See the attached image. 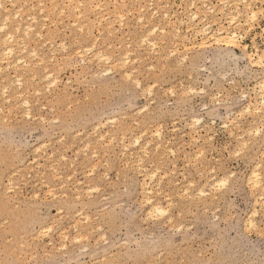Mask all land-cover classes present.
<instances>
[{
    "label": "rangeland",
    "instance_id": "rangeland-1",
    "mask_svg": "<svg viewBox=\"0 0 264 264\" xmlns=\"http://www.w3.org/2000/svg\"><path fill=\"white\" fill-rule=\"evenodd\" d=\"M191 1L0 0V264H264V0Z\"/></svg>",
    "mask_w": 264,
    "mask_h": 264
},
{
    "label": "bare ground",
    "instance_id": "bare-ground-1",
    "mask_svg": "<svg viewBox=\"0 0 264 264\" xmlns=\"http://www.w3.org/2000/svg\"><path fill=\"white\" fill-rule=\"evenodd\" d=\"M201 2H202V5H203V7L205 6L209 11L210 10H212V8H208L207 7V4H206V0H200ZM219 1V0H218ZM223 1V0H222ZM222 1H220V2H222ZM244 4H245V6H244V8H248V6H249V4H248V0H241ZM196 2H197V0H192L191 1V7L193 6L194 8L196 7L195 5H196ZM236 2V1H235ZM239 2V1H238ZM254 2H255V0H254ZM224 3V2H223ZM227 3V2H226ZM232 3V2H231ZM234 3V2H233ZM249 3H250V1H249ZM234 4H236V3H234ZM13 5V4H12ZM224 5V4H223ZM230 5V4H229ZM236 6V5H235ZM234 6V7H235ZM215 7V6H214ZM225 7V6H224ZM223 7V8H224ZM74 8V7H73ZM97 8V7H96ZM236 8V7H235ZM1 9V8H0ZM93 9V8H92ZM5 10V9H4ZM140 10V9H139ZM143 10V9H142ZM189 10H190V8H189ZM207 10V11H208ZM214 10V9H213ZM211 11V13L212 12H214V11ZM225 10V9H224ZM248 16L250 17V21L251 20H253V18L255 17V14H256V12L255 11H251V9L250 8H248ZM254 10V9H253ZM19 11V10H18ZM202 11V10H201ZM6 12V11H5ZM230 13H226V14H224V17L226 16V18H225V21H226V27L225 26H221L220 24H219V26L215 29V30H210V26L211 25H207V24H204V25H201L202 27H201V29L200 30H198V31H196L195 33L196 34H199L202 38H201V42H199V43H201V44H199V47H200V45L201 46H206L209 42H208V40H210L211 42L213 41L216 45H223V46H225L226 48H236L237 47V40H238V37L240 36V35H238V33H237V28H238V17H239V14H240V12L238 11V7H237V10H236V12H231V10L229 11ZM16 13V12H15ZM190 13V12H189ZM93 14V13H92ZM202 14H204L205 15V13H202ZM245 14V13H244ZM153 15V14H152ZM3 16V15H2ZM7 16L8 15H6V19H7ZM164 17H166L167 16V13H166V16H165V14L163 15ZM247 16V17H248ZM9 17V16H8ZM5 18H4V21H7V20H5ZM15 18V17H14ZM142 18V17H141ZM198 18V14H197V12H192L191 13V15L189 16V20L191 21V23H194L193 21H195L196 19ZM203 18H204V16H203ZM218 18V17H217ZM142 20V19H141ZM141 20H140V22H141ZM3 21V22H4ZM100 21V20H99ZM224 21V20H223ZM2 22V21H1ZM9 22V21H8ZM188 22V21H187ZM206 22H207V20H206ZM182 23V22H181ZM210 24H211V22H209ZM208 23V24H209ZM213 24V23H212ZM246 24V23H245ZM27 25H29V24H27ZM180 25V24H179ZM194 25V24H193ZM228 25V26H227ZM20 26V25H19ZM148 26V25H147ZM152 26V25H151ZM4 27H5V25H4ZM27 27V26H26ZM26 27H25V29H26ZM31 27V26H30ZM153 27H155V28H157L156 27V25L155 26H153ZM190 27V26H189ZM188 27V28H189ZM1 28H2V31H3V29H6V28H3V26L1 27L0 26V31H1ZM24 28V27H23ZM155 28L154 29H151V30H153V32H154V30H155ZM191 28V27H190ZM189 28V29H190ZM16 29V31H19L18 30V27L17 28H15ZM172 29V28H171ZM21 30V29H20ZM26 30H31L29 27H27V29ZM26 30L25 31H23V32H25L24 34L26 35ZM151 30H150V32H151ZM188 30V29H187ZM186 31V30H185ZM195 31V30H194ZM4 32H5V30H4ZM31 32V31H30ZM37 32H39V31H37ZM149 32V33H150ZM10 33V32H9ZM8 33V34H9ZM162 33V32H161ZM7 34V37H5V39L7 38L8 39V41H10L9 39L11 38V37H13V36H10V34L8 35ZM22 34V33H21ZM37 34V33H36ZM150 34H152V33H150ZM11 35H13L12 33H11ZM28 35V34H27ZM146 35V34H145ZM173 35V34H172ZM175 35H176V33H175ZM8 36H10V38H8ZM193 37H194V35H192ZM26 38H28V37H30V36H25ZM176 37V36H175ZM174 37V38H175ZM184 37V36H183ZM240 38V37H239ZM5 39H4V41H5ZM12 39L13 38H11V41H12ZM24 39V38H23ZM3 40V39H2ZM7 41V42H8ZM22 41L23 40H21L20 42H21V44H22ZM141 41V40H140ZM3 42V41H2ZM142 42L145 44L146 43V45H148V43L150 44V42H149V40H148V36L146 35V36H144L143 37V39H142ZM153 43V42H152ZM4 44H6V43H3V45ZM17 44V43H16ZM211 44V43H210ZM156 45V44H155ZM155 45H153L154 47H157V46H155ZM194 45V44H193ZM26 46V45H25ZM192 46V45H191ZM3 47V46H2ZM6 47V46H5ZM93 47V46H92ZM245 48V47H244ZM89 49V48H88ZM90 49H91V47H90ZM149 49V48H148ZM153 49V48H152ZM33 50V49H32ZM164 50V49H163ZM170 50V49H169ZM172 50V49H171ZM176 50V49H175ZM23 51H25V50H23ZM22 51V52H23ZM173 51V50H172ZM2 53H4L6 56H12L13 55V50L11 49V48H9V47H6L4 50H2L1 51ZM172 53V52H171ZM171 53H169V54H171ZM32 55L34 54V52L33 53H31ZM131 54V53H130ZM243 54L244 55H246V57L250 60V61H252V62H255V60L257 61V63H255L256 65H258L259 66V64H262V60H263V58H261L262 56H259L258 54H255L254 56H256V58L254 59L253 58V55H250V54H247V52L245 51V50H243ZM1 55V54H0ZM17 55V54H16ZM15 55V56H16ZM20 55V54H19ZM28 55V54H27ZM30 55V54H29ZM28 55V56H29ZM125 56L124 57H122V59H120L119 61L122 63V64H125V63H127L128 62V60H129V56L127 55V54H124ZM80 56H82V55H80ZM166 56V55H165ZM30 57V56H29ZM35 57H36V55H35ZM105 57V54L104 53H102V52H97L96 54H95V58H97V60L98 61H108L109 59L108 58H105V59H103ZM164 57V56H163ZM169 57V56H168ZM2 58V57H1ZM22 58V57H21ZM24 58V57H23ZM33 58V57H32ZM38 58V57H37ZM121 58V57H120ZM7 59V58H6ZM35 59V58H34ZM93 59V58H92ZM182 59H184V58H182ZM9 59H7V61H8ZM23 60V59H22ZM21 60V61H22ZM96 60V61H97ZM248 60V61H249ZM3 61V60H2ZM11 61V60H10ZM40 61V60H39ZM42 61V60H41ZM250 61H249V63H250ZM264 61V60H263ZM9 62V61H8ZM7 62V63H8ZM18 62V61H17ZM20 62V61H19ZM82 62V61H81ZM1 63V62H0ZM13 63H15V62H13ZM16 64V63H15ZM23 64V63H22ZM116 64V63H115ZM118 64V63H117ZM250 64H252V63H250ZM19 65V64H18ZM29 65V64H28ZM254 65V64H253ZM264 65V64H263ZM22 66V65H21ZM32 66V65H31ZM118 66V65H117ZM119 66H121V65H119ZM123 66V65H122ZM15 67V66H14ZM97 67V66H96ZM16 69H17V67H16ZM1 70V69H0ZM99 72V71H98ZM16 73V72H15ZM102 73V72H101ZM15 75V74H14ZM50 75V74H49ZM48 75V76H49ZM129 76V74H126V76ZM30 76H31V74H30ZM47 77V76H46ZM51 77V76H50ZM46 79H49V78H46ZM33 80V79H32ZM3 81V80H2ZM54 82V81H53ZM21 83V82H20ZM19 83V84H20ZM22 84V83H21ZM52 84V83H51ZM260 85V84H259ZM8 86V85H7ZM6 86V87H7ZM21 86V85H20ZM263 89H264V81H263ZM20 88V87H19ZM18 88V89H19ZM47 88V87H46ZM5 90V89H4ZM9 90V89H8ZM7 90V91H8ZM264 91V90H263ZM4 93V92H3ZM4 94H6V93H4ZM263 94V93H262ZM20 98V97H19ZM259 98H260V102H261V106L263 107L264 106V96H259ZM255 99V98H254ZM8 101V100H7ZM25 102V101H24ZM255 102V101H254ZM25 104L26 105H28L26 102H25ZM249 104V103H248ZM252 104H250V106H251ZM260 105V104H259ZM252 107V106H251ZM253 108H256V107H253ZM246 109H247V107H246ZM248 110V112H249V109H247ZM246 111V110H245ZM256 111H258V109L256 110ZM255 111V112H256ZM26 112V111H25ZM247 112V111H246ZM251 112H252V110H251ZM259 112V111H258ZM257 112V113H258ZM241 113V112H240ZM262 113V112H261ZM255 116V115H254ZM26 117H28L29 118V116L27 115ZM263 119V118H262ZM264 120V119H263ZM195 122H197L196 121V119L194 120ZM198 122H200V121H198ZM198 122L196 123V124H198ZM253 122V121H252ZM255 122V121H254ZM194 126H196V125H194ZM95 132V131H94ZM251 132V131H250ZM254 132H257V131H254ZM156 133H159V132H157L156 131ZM254 134H257V133H254ZM159 135V134H158ZM160 136V135H159ZM136 138V137H135ZM138 138V137H137ZM136 138V139H137ZM102 139V138H101ZM100 139V140H101ZM135 139V140H136ZM138 140H140L139 138H138ZM135 142V141H134ZM137 143H138V141H137ZM244 143V142H243ZM242 143V144H243ZM133 144H135V143H133ZM148 144V143H147ZM146 144V145H147ZM245 145V144H244ZM243 145V146H244ZM101 146V145H100ZM131 146V145H130ZM242 146V145H241ZM139 147V146H138ZM137 150H139V149H137ZM143 153V152H142ZM141 153V154H142ZM144 154H145V152H144ZM64 160V159H63ZM138 161V160H137ZM138 163V162H137ZM127 164V163H126ZM137 165V164H136ZM128 166V165H127ZM141 166V165H140ZM257 166H259V165H257ZM129 168V167H128ZM144 168V167H143ZM256 168H258V167H256ZM255 168V169H256ZM140 169V168H139ZM146 169V168H145ZM254 169V170H255ZM139 171V170H138ZM145 172H147V171H145ZM257 172V173H256ZM256 172H252L251 174H252V176H251V174L249 173V178H250V176H251V178H250V181H251V183H252V185L253 186H256V187H263L262 185H261V181H260V179H259V175H257L258 174V171H257V169H256ZM153 173V172H152ZM172 173H174V172H172ZM147 175V174H146ZM149 176H150V174H148ZM154 175V174H153ZM155 176V175H154ZM261 176V175H260ZM149 178V177H148ZM147 178V179H148ZM150 178H153V177H150ZM212 178H214V177H212ZM212 178H211V180H212ZM246 179H248V178H246ZM143 181V180H142ZM149 181V180H148ZM150 181H151V179H150ZM209 181V180H208ZM222 181V180H221ZM248 181V180H247ZM158 182V181H157ZM220 182V181H219ZM249 182V181H248ZM145 183V182H144ZM144 183H143V185H144ZM153 183V182H152ZM222 183V182H221ZM227 183V182H226ZM250 183V184H251ZM190 184L191 183H189L188 185L190 186ZM212 184V183H211ZM11 185V184H10ZM10 185H9V187H10ZM139 185H140V183H139ZM146 185H148V184H146ZM186 185V184H185ZM214 185H216V184H214ZM219 185H220V183H219ZM247 185V184H246ZM145 186V185H144ZM191 186H192V184H191ZM252 186V187H253ZM141 187V186H140ZM148 187H150V186H148ZM210 187V186H209ZM255 187V188H256ZM143 188V187H142ZM217 188V187H216ZM220 188H221V186H220ZM141 189V188H140ZM187 189V188H186ZM252 189V188H251ZM261 189V188H260ZM8 190V189H7ZM200 190V189H199ZM256 190V189H255ZM258 190H259V188H258ZM77 191V190H76ZM80 191V190H79ZM141 191V190H140ZM142 191H144L145 193H144V195H145V199L144 200H146V203H148L149 204V207H150V211H152L153 212V214H156V215H164V214H166V209L162 206V204H160L159 202H154V201H151V197L149 196L150 195V193L152 192H150V188H147V187H145ZM159 191V190H158ZM216 191V190H215ZM188 192V191H187ZM201 192V194L203 193V190H201L200 191ZM258 192V191H257ZM143 193V192H142ZM196 193V192H195ZM199 193V192H198ZM255 193V192H254ZM159 194V193H158ZM182 194H184V191H183V193ZM187 194V193H186ZM206 194V193H205ZM249 194H251V192L249 193ZM160 195V194H159ZM177 195V194H176ZM37 196V195H36ZM167 196V195H166ZM253 196V195H252ZM260 196H261V194H260ZM263 196V195H262ZM261 196V197H262ZM189 197V196H188ZM257 197V196H256ZM191 198V197H190ZM263 198V197H262ZM78 199V198H77ZM166 199V198H165ZM168 199V198H167ZM170 199V198H169ZM260 199V198H259ZM255 201V200H254ZM141 203V202H140ZM144 203V202H143ZM167 204V203H166ZM169 205V204H168ZM260 209V208H259ZM147 211H149V210H147ZM251 213H252V211H251ZM255 213V212H254ZM148 214V213H147ZM253 214V213H252ZM249 222V221H248ZM251 222V221H250ZM249 222V224H251ZM254 222V221H253ZM249 227V226H248ZM247 228V227H246ZM250 228V227H249ZM50 229V228H49ZM49 229H47L46 231H48L49 232ZM44 231V230H43Z\"/></svg>",
    "mask_w": 264,
    "mask_h": 264
},
{
    "label": "snow or ice",
    "instance_id": "snow-or-ice-1",
    "mask_svg": "<svg viewBox=\"0 0 264 264\" xmlns=\"http://www.w3.org/2000/svg\"><path fill=\"white\" fill-rule=\"evenodd\" d=\"M224 183H226V181H224V182H222V184H224ZM253 215L255 216V215H257V213H253ZM262 226H264V224H262ZM251 227H256V225H251Z\"/></svg>",
    "mask_w": 264,
    "mask_h": 264
}]
</instances>
